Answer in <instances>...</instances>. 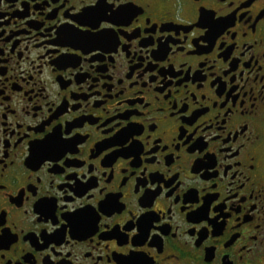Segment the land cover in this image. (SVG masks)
<instances>
[{
	"label": "flooded vegetation",
	"instance_id": "flooded-vegetation-1",
	"mask_svg": "<svg viewBox=\"0 0 264 264\" xmlns=\"http://www.w3.org/2000/svg\"><path fill=\"white\" fill-rule=\"evenodd\" d=\"M0 264H264V0H0Z\"/></svg>",
	"mask_w": 264,
	"mask_h": 264
}]
</instances>
